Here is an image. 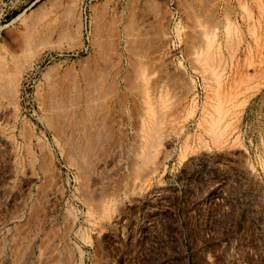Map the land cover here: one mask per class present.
I'll use <instances>...</instances> for the list:
<instances>
[{
	"label": "rangeland",
	"instance_id": "rangeland-1",
	"mask_svg": "<svg viewBox=\"0 0 264 264\" xmlns=\"http://www.w3.org/2000/svg\"><path fill=\"white\" fill-rule=\"evenodd\" d=\"M0 264H264V0H0Z\"/></svg>",
	"mask_w": 264,
	"mask_h": 264
}]
</instances>
